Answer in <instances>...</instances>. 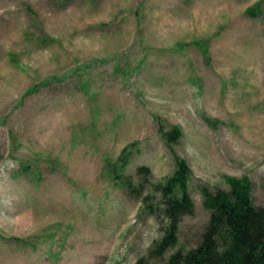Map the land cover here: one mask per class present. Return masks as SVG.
Here are the masks:
<instances>
[{"label":"rangeland","instance_id":"rangeland-1","mask_svg":"<svg viewBox=\"0 0 264 264\" xmlns=\"http://www.w3.org/2000/svg\"><path fill=\"white\" fill-rule=\"evenodd\" d=\"M124 148L137 196L106 171ZM175 154L195 211L151 256ZM227 175L264 206V0H0V264H170Z\"/></svg>","mask_w":264,"mask_h":264},{"label":"trees","instance_id":"trees-1","mask_svg":"<svg viewBox=\"0 0 264 264\" xmlns=\"http://www.w3.org/2000/svg\"><path fill=\"white\" fill-rule=\"evenodd\" d=\"M247 12L251 16L261 15V1L248 8ZM52 81L47 79L43 82L49 84ZM35 90L34 86L28 92ZM162 134L171 147L180 139L182 131L172 127ZM130 154L124 148L116 161L107 158L106 171L116 183L135 194L143 184L134 183L132 177L123 172L129 164ZM175 156L176 168L172 174L152 185L162 194V209L167 223L163 236L150 251L151 256H163L169 248L176 246L183 217L195 211L189 192L191 167L184 158ZM137 171L147 173L149 166H138ZM225 180L229 189L219 187L212 190L208 186H200L203 205L210 212L209 221L198 244L173 252L169 257L170 264H264V206L254 203L252 182L247 176L227 175Z\"/></svg>","mask_w":264,"mask_h":264}]
</instances>
